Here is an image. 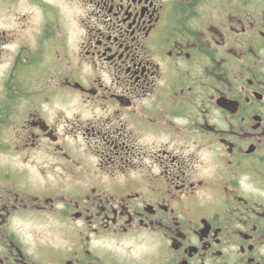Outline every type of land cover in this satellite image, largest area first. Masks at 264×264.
I'll return each instance as SVG.
<instances>
[{"label":"flooded vegetation","instance_id":"af4514ba","mask_svg":"<svg viewBox=\"0 0 264 264\" xmlns=\"http://www.w3.org/2000/svg\"><path fill=\"white\" fill-rule=\"evenodd\" d=\"M0 264H264V0H0Z\"/></svg>","mask_w":264,"mask_h":264}]
</instances>
